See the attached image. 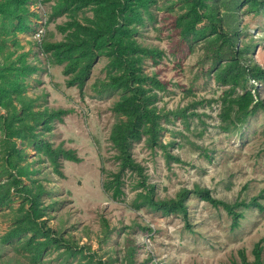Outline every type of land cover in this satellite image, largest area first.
I'll return each instance as SVG.
<instances>
[{"label": "rangeland", "instance_id": "rangeland-1", "mask_svg": "<svg viewBox=\"0 0 264 264\" xmlns=\"http://www.w3.org/2000/svg\"><path fill=\"white\" fill-rule=\"evenodd\" d=\"M55 1L27 0L25 31L16 16L0 14V80L21 79L14 67L7 70V66L12 61L17 65L18 57H24L27 64L32 55L37 67L32 75H24L22 84L25 99L33 100L31 109L66 110L48 127L44 122L34 123V132L52 146L73 149L80 160L59 155L58 174L48 157L37 150L36 142L22 140L20 145L16 136L6 139L9 126L1 115L11 111L13 103L16 109L20 107V102L11 91L0 99V184L14 176L17 179L0 203V264H241L240 250L251 262L252 247L264 236V211L252 206L242 209L244 217L231 229L230 217L222 208L193 194L186 200V216L135 208L132 202L139 187L134 185L136 174L129 170L123 172L124 193L119 198H111L103 189L107 171L118 169L109 132L115 119L111 106L122 92L99 90L106 77L104 55L93 62L81 90L66 84L62 64L48 62L31 34L33 29L39 32L46 20L39 38H62L58 25L68 16L63 13L48 19ZM184 1L154 0V20L145 14L144 24L138 25L137 42L163 50L154 60L146 56L142 67L165 83L163 90H157L155 104L173 113L160 119L159 139L165 148L148 144L142 137L131 144V154L142 165L146 181L154 185L155 197L169 198L182 187L199 184L227 202L255 195L264 204V110L257 109L230 130L221 128L218 98L226 85L212 76L207 39L190 37L182 42L172 24ZM214 1L221 13L228 12L229 27L238 32L236 45H249L242 62L264 67L262 15ZM29 12L34 15L30 17ZM83 14L90 15L88 8L78 17ZM251 82L264 103V82L251 80L250 87ZM179 109L185 115H176ZM12 139L19 152L11 157L6 150ZM28 189L34 194L39 191L35 200L41 217L37 220L44 230L50 229L51 236L36 261L32 260L34 251L23 250L17 241L23 234L2 240L18 211L29 207ZM42 238L38 233L35 240Z\"/></svg>", "mask_w": 264, "mask_h": 264}, {"label": "trees", "instance_id": "trees-1", "mask_svg": "<svg viewBox=\"0 0 264 264\" xmlns=\"http://www.w3.org/2000/svg\"><path fill=\"white\" fill-rule=\"evenodd\" d=\"M27 0H2L0 1L1 17L16 16L20 29H27V20L24 21L25 2ZM154 0H56L52 6L48 19L66 14L68 19L58 25L63 32L59 40L49 38L37 40L33 29L32 39L39 44L48 62L62 64V73L67 76L66 84L75 85L81 90L86 78L90 74L93 62L101 55L107 57L104 67L106 77L99 84V90H120L121 95L113 102L111 109L115 119L109 132V140L117 151L115 157L118 159V169L107 171L106 178L102 181L103 189L109 193L111 198H119L123 193V172L129 170L137 176L134 183L135 191L133 207H149L164 215L183 214L187 215L186 200L190 194L206 201L215 208H222L230 217L229 227L236 228L239 220L244 217L245 209L250 206L259 211H264V204L259 197L253 195L248 200L236 199L227 202L213 196L209 188L194 184L192 188L182 187L174 196L169 198H158L154 195V185L146 181L142 165L136 161L131 154V144L142 137L148 144H159L165 148V144L159 139V133L163 126L160 122L162 117H167L169 111H164L156 104L157 90H163L165 83L156 77L154 72L147 73L143 70L142 63L146 56L154 60L160 57L163 50L154 46L141 45L136 40L138 25L144 24V16L154 20L151 5ZM224 6L233 5L235 9L252 11L261 14L264 19V0H223ZM88 8L90 15L78 13ZM32 17L34 13L29 12ZM228 12L221 13L216 2L213 0H185L183 10L173 16V26L177 29L179 39L186 42L188 38L205 37L207 39V50L210 51L212 68L215 81L226 85L219 96L218 117L223 123V130H230L237 124H242L246 119L256 112L257 109L264 110V103L258 97L257 90L248 86L249 82H264V67L255 63L245 64L244 53L249 45H236L238 32L228 24ZM4 22V21H2ZM29 22V21H28ZM31 22V21H30ZM29 22V23H30ZM46 20L40 24L43 35V26ZM229 28V29H228ZM39 41V42H38ZM31 49V48H30ZM28 49V52L31 50ZM19 63L10 62L7 70L14 67L21 74L19 80H0V99L5 97L8 91L15 93L19 99L20 107L16 109L13 103L11 111L8 109L2 114L3 122L8 123L6 139L14 136L35 144L37 150L43 152L53 163L55 171L58 169L60 155L66 159L79 161L73 149L63 148L61 144L52 146L49 141H43L34 132V123H48L54 118L61 119L66 111L58 108L32 110L33 100L25 99L23 96V77L26 73L32 75L37 65L34 64L33 56L29 63H25L24 57L19 58ZM20 109L21 114L16 115ZM15 109V111H14ZM176 115H185L184 109L175 111ZM18 113V112H17ZM7 135V136H6ZM8 154L12 157L19 152L18 143L12 139ZM170 143V142H169ZM16 176L7 182L0 184V203L8 196L10 185L16 184ZM27 197L30 205L22 208L15 215V221L2 236V240H9L15 235L23 234L17 241L23 250L34 251L32 260L36 261L41 250L46 248L50 240V229H43L37 218L41 217L36 212V197L39 191L34 194L30 189ZM243 209V210H242ZM29 233V236H26ZM38 233L42 239L38 238ZM35 240V241H34ZM264 236L256 241L251 253L253 260L248 262L242 250L239 251L241 264H264Z\"/></svg>", "mask_w": 264, "mask_h": 264}, {"label": "built area", "instance_id": "built-area-1", "mask_svg": "<svg viewBox=\"0 0 264 264\" xmlns=\"http://www.w3.org/2000/svg\"><path fill=\"white\" fill-rule=\"evenodd\" d=\"M40 32H42V30H41V29H40V31H39V32H37V31H36V32H35V34H34V37H35V38H37V37H38V40H39V35H40Z\"/></svg>", "mask_w": 264, "mask_h": 264}]
</instances>
